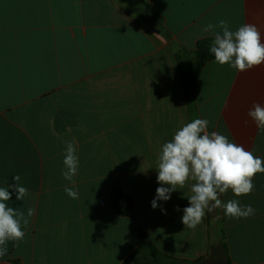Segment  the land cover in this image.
<instances>
[{"label":"crops","instance_id":"1","mask_svg":"<svg viewBox=\"0 0 264 264\" xmlns=\"http://www.w3.org/2000/svg\"><path fill=\"white\" fill-rule=\"evenodd\" d=\"M140 3L163 32L145 21ZM140 3L0 0V187L20 175L29 195L18 201L13 193L7 203L25 216L35 209L24 240L8 242L0 264H125L140 231L175 259L224 258L225 243L231 264H264V173L251 194L220 196L251 205L247 219L218 208L194 231L185 228L193 181L151 207L161 146L194 119L264 158V132L247 116L253 103L264 105V64L238 72L206 63L193 110L177 57L190 59L199 40L214 38L202 29L220 20L231 31L254 24L264 42V0ZM67 142L79 157L75 184L61 175ZM127 209L130 216L120 213Z\"/></svg>","mask_w":264,"mask_h":264},{"label":"clouds","instance_id":"2","mask_svg":"<svg viewBox=\"0 0 264 264\" xmlns=\"http://www.w3.org/2000/svg\"><path fill=\"white\" fill-rule=\"evenodd\" d=\"M217 27L222 31H215ZM202 31L213 33L209 48L213 62L221 66L227 64L238 72L264 64V42L256 25L245 23L231 31L228 21L220 20L218 24L209 23ZM247 116L259 131L264 132V105L253 103ZM209 123L208 119L197 118L178 129L172 139L161 146L155 168L160 186L151 201L153 209L159 207L158 201L170 200L171 194L183 189L188 181L194 182L190 185L191 194L185 195L188 206L181 217L184 227L193 231L203 222L206 213L218 208H222L225 217L230 219L253 216L255 209L251 205H241L238 199L223 202L220 196L229 189L235 197L251 194L255 188V175L264 173V158L255 156L217 131L208 132ZM244 123L247 125L248 121ZM63 165L61 175L75 184L79 157L72 142L66 143ZM13 180L14 183L0 187V257L7 254L8 242L19 247L26 235L23 229L35 214V209L29 208L25 216L24 212L7 203L13 193L18 201L29 195V190L20 184V175H14ZM64 191L68 197L78 199V191L72 187L66 186ZM176 210H180L179 206ZM161 211L166 214V210Z\"/></svg>","mask_w":264,"mask_h":264},{"label":"trees","instance_id":"3","mask_svg":"<svg viewBox=\"0 0 264 264\" xmlns=\"http://www.w3.org/2000/svg\"><path fill=\"white\" fill-rule=\"evenodd\" d=\"M162 30L161 32H163ZM213 39L214 38H206L199 40L196 43L195 49L191 53L192 59L187 78L182 74L185 87V96L193 110V94L200 72L206 63L214 60V56L209 51ZM120 213L126 216L131 215L130 209L120 211ZM135 246L136 250L126 260L125 264H200V262L204 259L200 258L193 261H188L169 257L161 253V251L159 252L154 246H151L143 231L139 232L137 245ZM225 247L226 245L224 243L222 247L224 249L223 256L227 261H229V257L227 256V248Z\"/></svg>","mask_w":264,"mask_h":264},{"label":"rangeland","instance_id":"4","mask_svg":"<svg viewBox=\"0 0 264 264\" xmlns=\"http://www.w3.org/2000/svg\"><path fill=\"white\" fill-rule=\"evenodd\" d=\"M138 2L140 3V0H138ZM140 4L142 5V8H143V16H144L145 21L147 23L150 22V26H152L154 29L161 31L163 27H162V24L160 23V19L153 13L150 6L145 3L144 4L140 3ZM177 57L178 59H180L181 65L183 66V69H184V72L182 74L185 75V77L187 78L192 57L190 59H186L184 58V55L181 52L178 53Z\"/></svg>","mask_w":264,"mask_h":264},{"label":"water","instance_id":"5","mask_svg":"<svg viewBox=\"0 0 264 264\" xmlns=\"http://www.w3.org/2000/svg\"><path fill=\"white\" fill-rule=\"evenodd\" d=\"M200 264H231L223 257H218L216 259H203Z\"/></svg>","mask_w":264,"mask_h":264}]
</instances>
